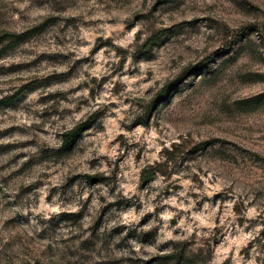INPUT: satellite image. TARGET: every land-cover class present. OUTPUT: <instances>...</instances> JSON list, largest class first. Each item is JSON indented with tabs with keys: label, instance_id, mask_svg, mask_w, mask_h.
Returning <instances> with one entry per match:
<instances>
[{
	"label": "rangeland",
	"instance_id": "obj_1",
	"mask_svg": "<svg viewBox=\"0 0 264 264\" xmlns=\"http://www.w3.org/2000/svg\"><path fill=\"white\" fill-rule=\"evenodd\" d=\"M182 259L264 264V0H0V264Z\"/></svg>",
	"mask_w": 264,
	"mask_h": 264
},
{
	"label": "trees",
	"instance_id": "obj_2",
	"mask_svg": "<svg viewBox=\"0 0 264 264\" xmlns=\"http://www.w3.org/2000/svg\"><path fill=\"white\" fill-rule=\"evenodd\" d=\"M167 95H168V89L163 91V93L160 95V98L165 99ZM84 129H85V124L83 123V124H78L75 127H73L72 129L66 131L62 135L61 148L63 150H70L74 146L75 142L77 141L79 136L82 134ZM180 264H184L183 259L181 260Z\"/></svg>",
	"mask_w": 264,
	"mask_h": 264
}]
</instances>
